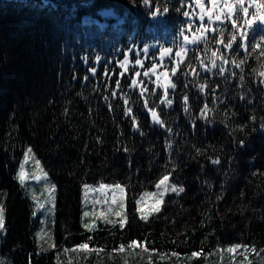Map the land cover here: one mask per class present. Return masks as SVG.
Masks as SVG:
<instances>
[{
    "label": "trees",
    "instance_id": "1",
    "mask_svg": "<svg viewBox=\"0 0 264 264\" xmlns=\"http://www.w3.org/2000/svg\"><path fill=\"white\" fill-rule=\"evenodd\" d=\"M105 9L120 19H102ZM199 9L195 0H0L3 264H58L56 250L38 252L16 179L28 146L56 185L57 249L86 243L113 264H264V55L240 47L232 18L213 13L201 27ZM250 31L249 45L264 35L259 24ZM164 175L185 191L141 220L136 201ZM99 183L126 188L123 227L83 228V185ZM132 240L149 253L131 254Z\"/></svg>",
    "mask_w": 264,
    "mask_h": 264
},
{
    "label": "rangeland",
    "instance_id": "2",
    "mask_svg": "<svg viewBox=\"0 0 264 264\" xmlns=\"http://www.w3.org/2000/svg\"><path fill=\"white\" fill-rule=\"evenodd\" d=\"M207 13V12H205ZM31 148V153H28V149ZM28 154L29 159L27 161L24 160L25 154ZM37 161H39V167H37ZM23 164L24 171L26 173V180L23 187L24 195L30 200L32 204V217L38 222V231L36 233L37 236V245H38V252H48L51 250L57 251V263L58 264H113L116 263V259L114 256L103 253L102 249H93L89 247L86 249H80L77 245L72 248H61L57 249V245L54 240V226H55V218H56V207H57V190L52 193L54 197V207L53 201L49 199V190L52 185L55 183L51 180L49 173L45 169L42 162L37 158L33 148L28 146L24 152L22 161L20 166ZM20 166L19 170L20 171ZM46 174V175H45ZM39 175L41 178L37 180L35 177ZM19 182V181H18ZM169 185H173L170 182L169 177ZM101 184H108V183H99V184H90L92 189L85 194L84 189H82V208L83 214L85 211L89 213L87 217L82 215V225L86 231L87 230L84 225L86 224H94L95 227L91 230H96L100 225H105L108 223L121 224V217L117 216V212H122L124 216L123 225L127 221V192L124 185L120 183L109 184V185H116L119 184L125 188L124 193V206L123 209L120 207L119 196L117 193H114L111 190H99V186ZM56 187V185H55ZM162 189H157L155 187L154 190L148 191L145 193H156L157 196ZM143 193L141 197H144ZM180 194V193H179ZM113 195H117V202L114 204L112 202ZM168 195H177L171 191V187H169L168 191L165 193L164 199ZM35 197V199H33ZM4 196L0 192V204L4 206ZM163 199V201H164ZM163 201L160 205L163 204ZM152 198H144L143 201V211L145 212L148 220L150 217L154 216L158 212L151 211V206L153 204ZM37 204H44V208L37 211ZM35 213V214H34ZM139 213V212H138ZM103 214V215H101ZM140 216V213H139ZM89 231V232H91ZM131 254L143 256L145 253H149L146 247L138 242L137 246L131 247ZM235 252L232 251L231 253ZM127 258V257H126ZM124 260V264H128L130 258ZM143 259V258H141Z\"/></svg>",
    "mask_w": 264,
    "mask_h": 264
},
{
    "label": "snow or ice",
    "instance_id": "3",
    "mask_svg": "<svg viewBox=\"0 0 264 264\" xmlns=\"http://www.w3.org/2000/svg\"><path fill=\"white\" fill-rule=\"evenodd\" d=\"M246 2L249 4V6H252V7L255 8V12H253L251 14L249 13V8L244 6ZM210 3L213 6L212 9L211 10H206L204 8V5H203V0H195L196 6L200 8V11L202 13V15L200 16L201 22H203V19H204L203 13H205L206 11H207V16H208V19H209L210 23L213 20V13H216V15H215V20L216 21H220L222 19V17H224L226 19L232 18L231 27H232L233 30H238L239 31V39H240V42H241L240 43V47L243 48L245 51H247V49L250 46L252 51L255 52L257 47L259 46L260 54L264 55V35H260L258 37V39L255 40V42L251 43V45H249V42H248V37L252 34L250 30H253V26L256 25V24L264 25V0H223V5L221 7H217L218 0H210ZM143 4L145 6H148L150 4V0H143ZM237 5L239 6L238 11L243 13V19H241L240 16L236 15V6ZM164 11L167 12L168 9L165 8ZM183 15H184L185 18L189 17V13L188 12H184ZM201 27H203V23H201ZM205 31H207V29H205ZM185 40H187V37H185ZM236 40H237L236 35L235 34L232 35L231 39L226 43L225 47L227 49H229V50L233 49V43ZM192 42L195 43V40H193ZM220 42L223 43L222 40ZM144 51L148 52V48L145 47ZM171 51H172L171 48H166L165 49L166 53L167 52H171ZM179 55H180V53L178 52L177 56H179ZM216 55H217V53L215 51L212 52V56L213 57H216ZM100 59H101L100 56H96L95 57L96 61H100ZM84 62L87 63V59L86 58L84 59ZM137 63H139V61H137ZM241 63H242V61H241ZM213 65L215 66L214 62H213ZM90 71L93 74H95L96 69L92 68V69H90ZM220 71L223 72L224 69L221 68ZM262 75H264V73H262ZM75 78L76 77L74 75L73 79H75ZM84 79L87 80L88 77L85 76ZM132 83L135 84L136 81H133ZM168 87H169V85L166 82L165 85H164L165 92H167ZM201 87L203 88V85ZM105 99H107V98H105ZM184 99H185V103H187V97H185ZM162 103L171 104V101L170 100L162 101ZM145 107H147V104H145ZM150 111H151V117H152L153 122L155 124H161L162 122H161L160 118L158 117L157 111H155V110H150ZM127 113L130 114L131 113V109H128ZM253 120H254V118H253ZM132 124L134 126L133 130L134 131H139V129H137L135 127V125H136L135 117H133V119H132ZM260 130L262 132H264V124H261ZM252 131H256V129L253 128ZM140 135H143V132H140ZM236 143H237L238 147L241 148V149L245 147V141L242 140V139L238 140ZM31 151H32V149L29 148L28 149V153H31ZM28 159H29V156L26 153L25 156H24V160L27 161ZM211 163L214 164V165H218V164H220V160L218 158L217 159H213L211 161ZM37 167H39V161H37ZM35 178L37 180H39L41 177L39 175H37ZM16 179L19 181L21 186L24 185L25 180H26V173L24 171L23 164L20 166V171L17 173ZM168 182H169V176L168 175H164L163 178L160 179L159 182L156 183V185H155V187L157 189H162V191L159 192L158 196H157L156 193H150L149 192V193H145L144 197H141L140 200L136 201V205H137L136 211L140 213V217L139 218L141 220H146L147 219V216H146L145 212L143 211V201H144L145 197L152 198L153 201H154L150 210L154 211V212H159L160 211V205H161V203H162V201L164 199L165 193L168 191L169 187H171V191L173 193L177 194V195L179 193H182V192L185 191V189L183 187H177L176 185H169ZM83 189H84L85 194H87V192L92 189V186L88 185V184H84L83 185ZM99 190H101V191L111 190L114 193H117L118 196H119L120 207H121V209H123V206H124V193H125V188L124 187H122L119 184H116V185L101 184L99 186ZM55 191H56V187H55V185H52L50 190H49V199L53 201V205H52L53 207H54V197L52 196V193H54ZM118 196L117 195H113L112 202L114 204L117 202ZM33 199H35V197ZM43 208H44V204H37V209L36 210L39 211V210H41ZM83 215L85 217H87L89 215V213L87 211H85ZM101 215H103V214H101ZM116 215L121 217V227H123L124 216L122 215V212H117ZM84 227L87 230L91 231L95 227V225L94 224H91V225L86 224V225H84ZM5 229H6L5 208H4V206L2 204H0V232L5 231ZM137 244H138L137 240H132L130 242L129 246L130 247H135V246H137ZM78 247L80 249H86V248H88V244L81 243ZM121 250H122V247H121ZM228 251L232 252V251H234V248L230 247V248H228ZM192 255L196 256V255H198V253L193 252ZM0 264H3V261H0Z\"/></svg>",
    "mask_w": 264,
    "mask_h": 264
},
{
    "label": "water",
    "instance_id": "4",
    "mask_svg": "<svg viewBox=\"0 0 264 264\" xmlns=\"http://www.w3.org/2000/svg\"><path fill=\"white\" fill-rule=\"evenodd\" d=\"M201 15H202V13H200V16ZM100 16L102 18H106V17H112L113 19H117L118 18V16L114 15L110 10H103L102 12H100ZM153 19H154V21H157L158 20V16L156 15ZM205 21H209L207 15H205V17L203 19V22H205Z\"/></svg>",
    "mask_w": 264,
    "mask_h": 264
}]
</instances>
